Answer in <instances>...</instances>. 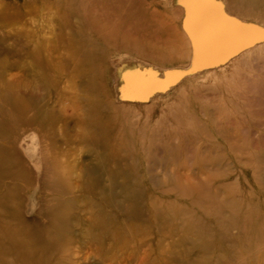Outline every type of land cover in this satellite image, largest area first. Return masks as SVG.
<instances>
[{"label": "rangeland", "instance_id": "obj_1", "mask_svg": "<svg viewBox=\"0 0 264 264\" xmlns=\"http://www.w3.org/2000/svg\"><path fill=\"white\" fill-rule=\"evenodd\" d=\"M78 1L0 0V264H264V0Z\"/></svg>", "mask_w": 264, "mask_h": 264}, {"label": "bare ground", "instance_id": "obj_2", "mask_svg": "<svg viewBox=\"0 0 264 264\" xmlns=\"http://www.w3.org/2000/svg\"><path fill=\"white\" fill-rule=\"evenodd\" d=\"M85 1H87V0H80V1H78L77 2V5L80 7V8H82V7H84V5H85ZM52 11V10H51ZM119 22L118 21H116L114 24H111L112 26V28H114V29H118L119 28ZM144 38L145 39H147L146 38V36H144ZM33 135V134H32ZM32 137V136H31ZM34 140V139H33ZM31 143V142H30ZM32 144V143H31ZM34 147V146H33ZM36 147V146H35ZM37 155H39V153H36V157H38ZM100 154H98V164L99 165H101L102 166V164H101V158H100ZM34 157V156H33ZM94 157H96V155H94ZM39 158V157H38ZM32 160H33V158H32ZM37 159L35 158V160L34 161H36ZM39 160H40V158H39ZM38 161V160H37ZM41 162V161H40ZM36 163V162H35ZM37 166V165H36ZM99 167V166H98ZM115 176V175H114ZM114 176L113 175H108V178H109V185L107 186V187H102L101 189V193L102 194H104V195H108V194H110L112 191H113V187H114ZM114 202V201H113ZM111 232V231H110ZM21 245V244H20ZM20 247V246H19ZM24 251V250H23Z\"/></svg>", "mask_w": 264, "mask_h": 264}]
</instances>
